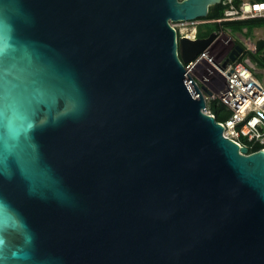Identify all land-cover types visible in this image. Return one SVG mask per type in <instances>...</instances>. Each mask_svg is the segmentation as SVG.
Here are the masks:
<instances>
[{"label": "water", "instance_id": "95a60500", "mask_svg": "<svg viewBox=\"0 0 264 264\" xmlns=\"http://www.w3.org/2000/svg\"><path fill=\"white\" fill-rule=\"evenodd\" d=\"M221 2L0 0V264H264V148L173 25Z\"/></svg>", "mask_w": 264, "mask_h": 264}, {"label": "built area", "instance_id": "2783aa9c", "mask_svg": "<svg viewBox=\"0 0 264 264\" xmlns=\"http://www.w3.org/2000/svg\"><path fill=\"white\" fill-rule=\"evenodd\" d=\"M221 3L226 5L223 17L202 20L200 23L222 24L227 21L264 18V2L242 0L239 5H235L234 0H222ZM196 21L175 22L173 25L178 31V37L199 38ZM221 34L218 32L214 41L195 59L184 63L186 71L198 82L196 71L204 66L212 69L211 91L209 89L210 94L207 93V95L205 92V97L206 101L219 99L230 111L229 117L221 122L225 127L224 134L226 136L238 141L241 145H244L242 143L243 138L264 145V79L258 78V75L262 73L254 59V55L257 53L258 39L244 38L241 44L243 51L234 61H230L226 67H223L228 57L227 54L218 59L214 53L210 52L211 46ZM207 111L213 114L208 108Z\"/></svg>", "mask_w": 264, "mask_h": 264}, {"label": "trees", "instance_id": "16d2710c", "mask_svg": "<svg viewBox=\"0 0 264 264\" xmlns=\"http://www.w3.org/2000/svg\"><path fill=\"white\" fill-rule=\"evenodd\" d=\"M250 1L264 2V0H250ZM241 2L242 0H234L235 5H239ZM225 8L226 5H224L223 3L212 6L210 7L208 16L200 19L207 20V19L221 18L224 15ZM260 20H264V18L259 17V18H252L247 20L227 21V22H223L222 24L205 23L201 25V27L203 26V28H200L199 29L200 31L198 30V37L199 38L208 37L212 32L219 31V29L222 26L229 27L228 29H230L233 32H241L243 34H249L251 31L254 30V27L257 26V22ZM244 29H246V31H244ZM210 110L215 115L216 119L220 122L225 121L231 114L230 111L226 109L225 105L219 100L212 101L210 105ZM242 143L249 148V152H254L261 148H264V145L260 143L250 142L246 138L242 139Z\"/></svg>", "mask_w": 264, "mask_h": 264}, {"label": "rangeland", "instance_id": "374dc122", "mask_svg": "<svg viewBox=\"0 0 264 264\" xmlns=\"http://www.w3.org/2000/svg\"><path fill=\"white\" fill-rule=\"evenodd\" d=\"M196 20H197L196 25H198L197 29L199 30L200 28H203V26L201 27L202 23H200V21H202L203 19L199 18ZM228 28L229 27L224 26L221 27L219 31H216V32H221L222 34L210 48V52L214 53L218 59L222 57L224 54H227L233 42L242 44L244 38L251 37L252 40H257L259 39V37H264V20L258 21L257 26H255L254 30L251 31L249 34H243L241 32H233ZM195 74L199 84L201 86H205L208 90L210 89L211 91V78L213 76L212 69L208 66H204L200 68L198 71H196ZM258 78L261 80L264 79L262 74H259ZM213 100H219V99L216 98V99L207 100L208 110H210V105Z\"/></svg>", "mask_w": 264, "mask_h": 264}, {"label": "flooded vegetation", "instance_id": "af4514ba", "mask_svg": "<svg viewBox=\"0 0 264 264\" xmlns=\"http://www.w3.org/2000/svg\"><path fill=\"white\" fill-rule=\"evenodd\" d=\"M235 44H236V42H233L231 45V48L228 50V52H227L228 57H229L231 51L233 50V48L235 47ZM254 59L257 63L258 69H262L264 67V65H263L264 60L262 59L261 51H257V53L254 55Z\"/></svg>", "mask_w": 264, "mask_h": 264}, {"label": "bare ground", "instance_id": "6f19581e", "mask_svg": "<svg viewBox=\"0 0 264 264\" xmlns=\"http://www.w3.org/2000/svg\"><path fill=\"white\" fill-rule=\"evenodd\" d=\"M200 31V30H199Z\"/></svg>", "mask_w": 264, "mask_h": 264}]
</instances>
